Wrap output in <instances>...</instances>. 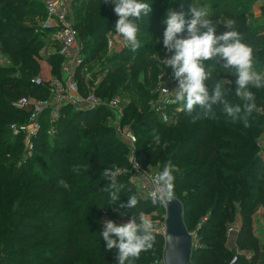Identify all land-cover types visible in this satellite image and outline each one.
<instances>
[{"label":"trees","instance_id":"trees-1","mask_svg":"<svg viewBox=\"0 0 264 264\" xmlns=\"http://www.w3.org/2000/svg\"><path fill=\"white\" fill-rule=\"evenodd\" d=\"M256 1L143 0L151 4L152 12L137 22L141 47L132 51L126 45L109 52L107 35L116 32L118 20L114 5L110 0H76L71 17L83 43V63L91 72L86 78L79 68L80 92L86 94L99 79L95 85L99 96L107 101L120 96L123 112L118 121L133 131L137 141L132 148L116 135V114L107 106L82 111L68 105L55 125L56 133L48 134L51 124L45 121L29 152L23 138L11 130L12 124L25 123L29 112L13 103L23 96L50 97L49 88L36 86L33 79L42 70L40 60L48 61L53 75L63 78L64 57L58 51L40 53L52 42L50 31L42 26L47 14L43 0H0V264H118L117 250L109 251L100 235L104 221L119 225L140 213H157L154 220L166 217L164 205L153 204L135 183L132 154L145 170L160 172L169 161L174 166V192L183 204L185 225L198 233L191 264H229L236 249L227 230L236 221L238 249L249 251L251 257L240 255L233 264H264V241L255 230V214L264 209L260 143L264 88L250 86L258 110L248 117L247 127L243 120L233 122L220 104L213 106L215 119L210 115L193 122L179 102L182 111L171 124H164L154 109L159 104V75L165 69L158 57L163 60L174 54L164 48L162 39L168 9L184 12L190 19L191 5L207 6L217 35L229 30L218 21H235L233 29L253 49V67L261 73L264 0L259 2L258 17L253 10ZM181 35L186 37V30ZM51 46L55 47L53 42ZM204 63L206 68L215 64ZM212 70L208 86L220 80L228 89V101L242 104L235 96L236 75L219 65ZM114 165L121 169L117 182L124 188L120 200L111 204L110 193L102 190L111 180H105L103 171ZM77 166L79 172L74 170ZM61 179L68 189L59 184ZM131 195L138 197L137 206L119 208ZM154 235L153 248L131 264H158L163 259L165 238L155 231Z\"/></svg>","mask_w":264,"mask_h":264},{"label":"clouds","instance_id":"clouds-1","mask_svg":"<svg viewBox=\"0 0 264 264\" xmlns=\"http://www.w3.org/2000/svg\"><path fill=\"white\" fill-rule=\"evenodd\" d=\"M109 0H105V3ZM114 5V12L118 16L115 31L124 38L132 51L141 47L138 40V21L148 17L152 12L151 4L143 0H110ZM184 12H176L171 8L167 11V18L162 22L166 25L163 32V46L172 53L163 60H158L164 67H171L173 75L178 80V87L174 91V100L183 104V109L192 116L193 122L210 115L216 118L213 106L222 105L223 112L233 122L243 120L248 126V117L253 111H257L255 94L250 86L256 89L264 88V73L257 72L254 67L253 49L242 42V34L233 29L235 21L222 19L217 23L224 24L229 30L222 34H216V23L209 19L210 9L207 6H193L190 8V19L185 18ZM187 32V36L181 34ZM213 60L211 67L205 65V61ZM223 62V63H221ZM219 65L224 72L236 75L235 96L242 104H231L226 98L228 89L217 80L211 88L206 83L213 79V67ZM235 70L234 72L232 70ZM166 92L167 89L164 88ZM199 109V111H197ZM243 112V115L241 113ZM195 113V114H194ZM194 114V115H193ZM156 140L159 136L156 135ZM138 167V165H136ZM173 168L171 161L164 165L155 177H148L152 189L149 193L153 204H169L175 198ZM90 169V168H89ZM88 169V170H89ZM75 171L79 172L77 166ZM121 169L113 166L112 169H104L105 180L111 183L102 190L110 193L111 204L120 200L123 184L117 182V176ZM59 184L65 189L69 185L61 179ZM138 204L136 195L128 196V202L120 203L119 208L133 209ZM121 216L127 215L121 212ZM104 229L100 233L106 241L109 251L116 249L118 252V264H131L132 259H138L141 252L153 248L155 244L153 222L143 213L139 216L132 215L131 219L122 224L113 220H106ZM115 237V238H113Z\"/></svg>","mask_w":264,"mask_h":264},{"label":"built area","instance_id":"built-area-1","mask_svg":"<svg viewBox=\"0 0 264 264\" xmlns=\"http://www.w3.org/2000/svg\"><path fill=\"white\" fill-rule=\"evenodd\" d=\"M46 10V17L43 19V29L50 31L51 40L55 47L44 46L42 52L50 54L51 52L60 53L64 57L62 63L63 78L50 76L49 79H43L37 76L33 79L36 86H46L51 92L48 98H38L31 96H23L16 100L13 104L18 109H26L29 112L28 120L23 124L14 123L11 125V130L14 135H20L23 138V144L27 151H33L35 141L43 130L44 122H50L51 128L48 130L49 135L56 133V123L59 122L63 108L71 105L77 110L92 111L102 106H107L116 114L114 123L116 124V132L118 137L134 147L137 138L133 131L123 124L119 123V118L123 112L122 98L117 96L110 100H105L96 92V86L99 79L95 81L94 86L86 93L82 94L80 91V84L77 79V72L80 68L82 74L86 78L91 77V72L83 63L84 55L83 43L80 39L78 30L74 27L72 20V7L76 0H43ZM116 33L110 31L108 37L109 52L120 51L128 45L122 36L119 41L116 38ZM43 55V54H42ZM41 62L43 60H40ZM177 80L174 78L171 67L164 69L159 75L158 81V103L154 109L159 112L162 122L164 124H171L176 121V114L182 111L181 104L174 100V91ZM167 89L168 92H166ZM138 165V167L136 166ZM131 169L142 176L140 182V189L142 193L150 198V191L152 189L151 182L148 177H155L159 172L152 170H145L142 168L140 162L132 154ZM154 225V231L163 235L165 238L166 224L165 220L151 219ZM240 228L239 221L229 225L227 230V237L231 247L236 249V254L233 256L229 264L236 263L240 255H245L247 258L251 257V253L246 250H239L237 246L236 236ZM194 247L199 243L198 233H192ZM158 264H165L162 259Z\"/></svg>","mask_w":264,"mask_h":264},{"label":"water","instance_id":"water-1","mask_svg":"<svg viewBox=\"0 0 264 264\" xmlns=\"http://www.w3.org/2000/svg\"><path fill=\"white\" fill-rule=\"evenodd\" d=\"M166 210V234L163 260L165 264H191L193 237L184 222L183 204L176 197Z\"/></svg>","mask_w":264,"mask_h":264},{"label":"rangeland","instance_id":"rangeland-1","mask_svg":"<svg viewBox=\"0 0 264 264\" xmlns=\"http://www.w3.org/2000/svg\"><path fill=\"white\" fill-rule=\"evenodd\" d=\"M261 1H263V0H261ZM260 0H257L256 1V4H255V6H254V8H253V10L255 11V15L258 17L259 16V13H258V10H257V8L260 6L259 5V2H261ZM210 20H212V21H214V18H209ZM261 22H264L263 20H261ZM116 33V32H115ZM118 34L116 33V38L118 39V41H119V37L118 36H120V35H118ZM51 44H52V42H51ZM51 44H48V42H47V45H46V47L47 46H49V45H51ZM47 50H49V49H47ZM46 50V51H47ZM45 51V52H46ZM42 52V51H41ZM40 52V53H41ZM45 52H43L42 54L43 55H45L46 53ZM45 56H47V55H45ZM46 58V57H45ZM42 63V70H41V72L38 74L39 76H41L43 79H49V77L50 76H54L53 75V73H52V66L48 63V61H46V60H44V61H42L41 62ZM165 69H167L168 67H164ZM91 71H92V69H91ZM261 73H264V70L261 72ZM56 77V76H55ZM59 78V77H58ZM115 115V114H114ZM116 116V115H115ZM111 119V117L109 118V120ZM116 135H117V133H116ZM264 135V134H263ZM260 143H261V146H264V136H262L261 138H260ZM133 148V147H132ZM130 153H131V150H130ZM154 170V169H153ZM133 179H134V181H135V183L139 186L140 185V182H141V180H142V176L141 175H139L138 173H135L134 175H133ZM157 213H153V214H151V215H146L149 219L151 218L152 219V217H153V215H156ZM255 220L257 221V225L255 226L256 228H255V230L257 231V233H258V235L260 236V237H262V241H264V209H262V208H260L257 212H256V214H255ZM197 227V224L194 226V228H196ZM194 231V230H193ZM192 231V232H193ZM191 232V233H192Z\"/></svg>","mask_w":264,"mask_h":264},{"label":"crops","instance_id":"crops-1","mask_svg":"<svg viewBox=\"0 0 264 264\" xmlns=\"http://www.w3.org/2000/svg\"><path fill=\"white\" fill-rule=\"evenodd\" d=\"M260 4H261V3H260ZM260 4H259V5H260ZM259 7H260V6H259ZM259 7L257 8V10L259 9ZM258 13H259V10H258ZM43 61H44V60H43Z\"/></svg>","mask_w":264,"mask_h":264}]
</instances>
